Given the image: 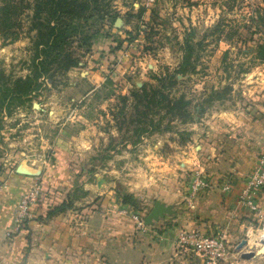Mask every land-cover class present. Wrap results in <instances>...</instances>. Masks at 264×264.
Listing matches in <instances>:
<instances>
[{
    "label": "rangeland",
    "instance_id": "1",
    "mask_svg": "<svg viewBox=\"0 0 264 264\" xmlns=\"http://www.w3.org/2000/svg\"><path fill=\"white\" fill-rule=\"evenodd\" d=\"M101 1L108 14L82 23L86 43L74 38L67 46L79 53L77 63L37 77L29 94L13 96L11 90L23 91L22 81L32 71L31 9L21 10L13 32L0 35V172L18 163L38 167L33 171L49 193L70 183L72 197L62 198L57 213L83 215L84 207L118 212L124 203L144 217L155 201L171 209L176 195L187 193L193 169L209 179L203 166L210 168L229 149L221 136L233 131L230 124L264 121V60L255 57L256 42L264 39V0ZM159 76L171 101L182 94L180 108L154 109L142 117L134 112L142 109L134 94L142 84L157 87ZM148 118L159 126L150 127ZM139 127L143 130L134 134ZM87 191L90 202L80 198ZM56 201L53 205L61 202ZM263 223L264 218L253 220L248 229L237 230L217 264H264L263 245L255 243ZM241 238L250 243L237 250ZM30 239L27 227L19 243L10 240L7 264H114L95 248L82 261L83 249L70 244L58 249L50 240L57 252L53 261L39 245L44 239L32 248ZM250 248L259 254L239 256ZM151 264L206 263L190 250L175 249Z\"/></svg>",
    "mask_w": 264,
    "mask_h": 264
},
{
    "label": "crops",
    "instance_id": "2",
    "mask_svg": "<svg viewBox=\"0 0 264 264\" xmlns=\"http://www.w3.org/2000/svg\"><path fill=\"white\" fill-rule=\"evenodd\" d=\"M239 124L241 123L235 120V124L229 126L233 131L228 129V136H221L226 142L224 148L228 146L229 149L218 153L211 160L210 168L203 166L207 171L211 187L199 190L190 198H186L185 191L179 192L174 198L175 204L171 205L172 213L159 216L151 224L155 228V236L151 233L135 231L133 222L128 216L109 207L98 210L80 208L79 212L85 213L83 215H75V210V213L68 211L46 216L44 210L56 204V200L61 201L66 195L72 197L70 183L66 188L51 184L57 186L60 191L43 192L41 186L40 197L31 208V216L27 223L31 235L29 243L31 248L35 245V240L44 239L45 242H39V245L46 246L49 251H42L52 255L57 252L50 247L53 245L48 242L50 240L57 244L58 249H70L68 248L70 245L83 249L85 260L82 261L89 259L90 251L95 248V252L108 255V259L114 264L140 263V261L151 264L160 262L173 253L177 249L175 236L178 229L190 227H199L208 232L222 231L229 246L228 242L237 230L243 227L248 229L253 220L259 221L247 208L238 205L236 199L245 176L251 171L256 155L264 145V121L262 119L254 121L244 127ZM26 168L32 171L23 170ZM37 168L26 164L20 166L18 163L0 172V264H7L10 261L12 244L10 240L19 243L17 240L20 234L7 237L4 230L11 224L13 206L19 195L31 184L37 172L33 170ZM38 177L42 183L39 175ZM225 181L230 183V188L223 191L220 189V184ZM82 187L88 189L89 185L83 183ZM43 188L46 190L44 185ZM184 188L186 190V185ZM47 191H50V188ZM80 198L84 202H90L92 194L87 191ZM258 202L264 212V187L258 191ZM35 213L42 216L33 219ZM54 257L53 255V261Z\"/></svg>",
    "mask_w": 264,
    "mask_h": 264
},
{
    "label": "trees",
    "instance_id": "3",
    "mask_svg": "<svg viewBox=\"0 0 264 264\" xmlns=\"http://www.w3.org/2000/svg\"><path fill=\"white\" fill-rule=\"evenodd\" d=\"M26 8L31 9L30 28L34 30L30 58L32 71L22 81L25 85L23 91L11 90L13 96H18L22 92L29 94L32 82L39 76L51 77L56 71H65L74 66L79 59V53L67 47L69 42L76 38L86 43L89 36L83 31L82 23L88 19L95 23L108 14L106 3H102L101 0H0V35L8 30L10 32L15 30L20 12ZM78 34L82 36L77 38ZM255 57L264 60V39L256 42ZM155 78L158 80L157 87L142 84L139 91L134 94L135 102L142 106L141 110L135 107L134 112L145 118L151 111L155 112L154 109L164 107H167V113H171L175 108H180L179 102L182 101V94L171 101L165 91L160 89L165 83L164 76ZM147 123L150 127L159 126V121L153 123L152 118H148ZM142 130L143 128L139 127L134 134L139 135ZM126 199L125 195L121 196V202H125ZM60 203L47 208L46 216L57 213L62 208L63 201ZM26 230L27 226L24 232Z\"/></svg>",
    "mask_w": 264,
    "mask_h": 264
},
{
    "label": "built area",
    "instance_id": "4",
    "mask_svg": "<svg viewBox=\"0 0 264 264\" xmlns=\"http://www.w3.org/2000/svg\"><path fill=\"white\" fill-rule=\"evenodd\" d=\"M211 187V182L202 173L200 168L193 169L187 179L186 198L193 197L198 190ZM264 187V145L256 155L255 163L251 171L245 176L239 190L236 203L247 208L257 219H263V208L258 202V191ZM230 188V183L225 181L220 184V189L226 191ZM41 194V183L37 174L28 188L18 197L12 210V222L4 230L7 237H12L24 232L28 220L31 216V208L35 205ZM118 213L128 216L139 233H151L155 236L156 231L152 225L144 224L143 217L134 211L130 206L119 204ZM262 228H264V223ZM264 232L256 238L258 247L262 245ZM250 241L247 239L246 245ZM254 246V244H251ZM175 246L178 250H190L200 256L206 264H217L224 260L228 253L226 237L222 231L208 232L199 227L180 228L175 236ZM258 248H254L257 252ZM264 253V251L260 252ZM259 254V253H257Z\"/></svg>",
    "mask_w": 264,
    "mask_h": 264
},
{
    "label": "water",
    "instance_id": "5",
    "mask_svg": "<svg viewBox=\"0 0 264 264\" xmlns=\"http://www.w3.org/2000/svg\"><path fill=\"white\" fill-rule=\"evenodd\" d=\"M171 209L168 205H164L163 202L155 201L147 213L143 217L144 224L151 225L154 220H157L159 216H162L164 213L170 212ZM247 243L245 238H241L235 245L237 250H240ZM253 249L243 250L239 252L241 258H250L257 254Z\"/></svg>",
    "mask_w": 264,
    "mask_h": 264
},
{
    "label": "bare ground",
    "instance_id": "6",
    "mask_svg": "<svg viewBox=\"0 0 264 264\" xmlns=\"http://www.w3.org/2000/svg\"><path fill=\"white\" fill-rule=\"evenodd\" d=\"M23 170L26 171V169H23ZM263 242H264V237H263ZM262 245H263V246H262V248H260V249H261L260 252L264 251V243H263Z\"/></svg>",
    "mask_w": 264,
    "mask_h": 264
}]
</instances>
